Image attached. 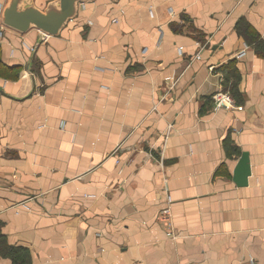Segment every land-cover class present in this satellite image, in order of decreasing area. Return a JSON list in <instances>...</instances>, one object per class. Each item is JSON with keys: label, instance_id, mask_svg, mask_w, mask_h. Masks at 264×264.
Listing matches in <instances>:
<instances>
[{"label": "crops", "instance_id": "obj_1", "mask_svg": "<svg viewBox=\"0 0 264 264\" xmlns=\"http://www.w3.org/2000/svg\"><path fill=\"white\" fill-rule=\"evenodd\" d=\"M0 65V264H264V0L0 14Z\"/></svg>", "mask_w": 264, "mask_h": 264}, {"label": "water", "instance_id": "obj_2", "mask_svg": "<svg viewBox=\"0 0 264 264\" xmlns=\"http://www.w3.org/2000/svg\"><path fill=\"white\" fill-rule=\"evenodd\" d=\"M95 1L51 0L44 9H41L34 0H7L1 12V21L5 27L21 34L36 29L44 37L45 35L56 37L77 17L82 4ZM250 176V158L245 152L234 170L233 180L237 186L244 187L248 185Z\"/></svg>", "mask_w": 264, "mask_h": 264}, {"label": "built area", "instance_id": "obj_3", "mask_svg": "<svg viewBox=\"0 0 264 264\" xmlns=\"http://www.w3.org/2000/svg\"><path fill=\"white\" fill-rule=\"evenodd\" d=\"M2 10H3V6H0V14H1ZM45 37H47V35H45ZM244 54H245V50L239 54V57L243 56ZM215 99H216V107L218 109L234 108L235 107V101L231 95L220 93V94L215 95ZM160 219L164 222V224L167 226V228L172 230V231H169V233H168L169 236H172L174 229H173V222H172V219H171L169 213L167 211L165 213H162L160 216Z\"/></svg>", "mask_w": 264, "mask_h": 264}, {"label": "trees", "instance_id": "obj_4", "mask_svg": "<svg viewBox=\"0 0 264 264\" xmlns=\"http://www.w3.org/2000/svg\"><path fill=\"white\" fill-rule=\"evenodd\" d=\"M0 70H2L1 65H0ZM0 244H1V241H0ZM1 249H2V247H0V251H1ZM14 251H15V250H11L10 253H14ZM17 252L19 253V252H24V251H17ZM17 252H16V253H17ZM8 255L13 256V255H15V254H8ZM24 255L27 257V259L25 260L26 262L24 261V263H25V264H30V259H29V257H28L25 253H24Z\"/></svg>", "mask_w": 264, "mask_h": 264}]
</instances>
